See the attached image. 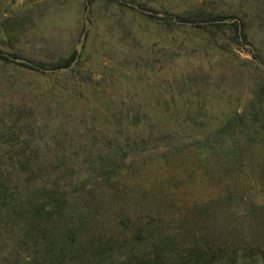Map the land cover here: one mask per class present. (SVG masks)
I'll return each mask as SVG.
<instances>
[{
  "label": "rangeland",
  "instance_id": "374dc122",
  "mask_svg": "<svg viewBox=\"0 0 264 264\" xmlns=\"http://www.w3.org/2000/svg\"><path fill=\"white\" fill-rule=\"evenodd\" d=\"M201 13L250 45L164 20ZM0 50V264H160L264 228V0H0Z\"/></svg>",
  "mask_w": 264,
  "mask_h": 264
},
{
  "label": "trees",
  "instance_id": "16d2710c",
  "mask_svg": "<svg viewBox=\"0 0 264 264\" xmlns=\"http://www.w3.org/2000/svg\"><path fill=\"white\" fill-rule=\"evenodd\" d=\"M139 9L143 11L146 10L142 7ZM164 20L174 26L204 31L218 32L228 29L232 31L234 38L241 46L250 45L246 25L238 22L230 23L229 19L221 17L220 15L201 13L199 15L182 17L180 15L166 14ZM251 54L258 60L256 53L251 52ZM12 59H15V56L7 55L0 50V61L15 62V60ZM74 60L75 58H71L51 67H47L44 64L27 62L18 63L17 65L42 74L59 73L71 70ZM0 189V201H3V199L7 197L6 193L8 191L3 187H0ZM256 218L254 220H256ZM238 231L242 233L240 229L235 227L232 231L230 230L222 234L223 236L221 235L216 242H195L185 254L179 251H172L170 245L162 244L157 247V249L162 251L158 254L159 256L156 260H158L160 264H264V228L256 227L250 230V235L252 236L251 241H247L242 235L238 237ZM164 249L171 253L167 258L162 256ZM155 263L156 262L153 263L152 261H139V264Z\"/></svg>",
  "mask_w": 264,
  "mask_h": 264
},
{
  "label": "water",
  "instance_id": "95a60500",
  "mask_svg": "<svg viewBox=\"0 0 264 264\" xmlns=\"http://www.w3.org/2000/svg\"><path fill=\"white\" fill-rule=\"evenodd\" d=\"M88 10H89V8H88ZM84 39H85V34L83 35V38H82V44L84 43ZM17 62L24 63L25 61L24 60H17Z\"/></svg>",
  "mask_w": 264,
  "mask_h": 264
}]
</instances>
